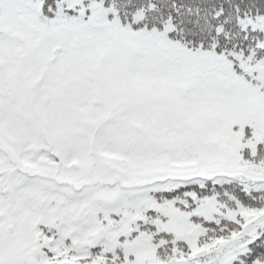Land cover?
<instances>
[{
    "label": "snow or ice",
    "instance_id": "1",
    "mask_svg": "<svg viewBox=\"0 0 264 264\" xmlns=\"http://www.w3.org/2000/svg\"><path fill=\"white\" fill-rule=\"evenodd\" d=\"M0 264H264V0H0Z\"/></svg>",
    "mask_w": 264,
    "mask_h": 264
}]
</instances>
